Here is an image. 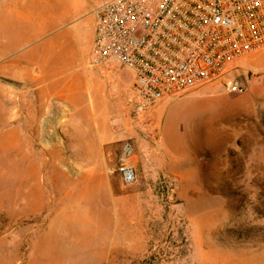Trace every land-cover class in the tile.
I'll use <instances>...</instances> for the list:
<instances>
[{
    "label": "rangeland",
    "instance_id": "rangeland-1",
    "mask_svg": "<svg viewBox=\"0 0 264 264\" xmlns=\"http://www.w3.org/2000/svg\"><path fill=\"white\" fill-rule=\"evenodd\" d=\"M13 82L0 76V264H264V46L141 114L132 82L107 107L95 102L125 113L140 154L132 184L108 172L116 159L94 181L91 164L74 163L87 160L72 129L89 123L84 93L28 100ZM216 96L224 108L203 106L206 123L193 128L183 107Z\"/></svg>",
    "mask_w": 264,
    "mask_h": 264
},
{
    "label": "built area",
    "instance_id": "built-area-1",
    "mask_svg": "<svg viewBox=\"0 0 264 264\" xmlns=\"http://www.w3.org/2000/svg\"><path fill=\"white\" fill-rule=\"evenodd\" d=\"M89 63L133 74L138 114L165 96L219 78L229 64L264 46V0H102L92 10ZM229 91L240 90L236 79ZM134 142H121L108 168L123 184L137 180Z\"/></svg>",
    "mask_w": 264,
    "mask_h": 264
},
{
    "label": "crops",
    "instance_id": "crops-1",
    "mask_svg": "<svg viewBox=\"0 0 264 264\" xmlns=\"http://www.w3.org/2000/svg\"><path fill=\"white\" fill-rule=\"evenodd\" d=\"M83 3L84 0H0V76L19 83L28 100L30 95H36L37 101L73 102L79 93L86 95L91 103L85 112L89 123L73 125L72 129L83 133L75 139L85 143L77 151L87 160L74 163L91 164L90 178L94 181L92 176L99 166L113 162L121 142L128 139L121 130L124 111L106 113L95 102L107 107L104 102L118 100L133 74L127 68L93 67L89 59L78 60V53L90 49L94 33L93 8L81 9ZM105 117L111 123L102 124ZM134 150L132 157L137 159L138 146ZM132 157L131 164L139 173L140 164Z\"/></svg>",
    "mask_w": 264,
    "mask_h": 264
},
{
    "label": "bare ground",
    "instance_id": "bare-ground-1",
    "mask_svg": "<svg viewBox=\"0 0 264 264\" xmlns=\"http://www.w3.org/2000/svg\"><path fill=\"white\" fill-rule=\"evenodd\" d=\"M226 103H227V101L224 99V97H220V96H216V97H214L211 100H205V101L198 100V99H192L188 103V106L183 107L184 110H185L184 112H189L188 113V117H186L185 119L191 121V125H192L193 128H195L197 126H200V125L203 126L206 123V114H205L206 111H205L203 106L211 105L210 107L213 106L214 108L218 109L219 107H223L224 105H226ZM221 109H219V110H221ZM207 110H208V108H207ZM213 111H214V109H213ZM216 114H218V113H216ZM193 131H195V130L194 129L192 131L190 130V132H193Z\"/></svg>",
    "mask_w": 264,
    "mask_h": 264
}]
</instances>
